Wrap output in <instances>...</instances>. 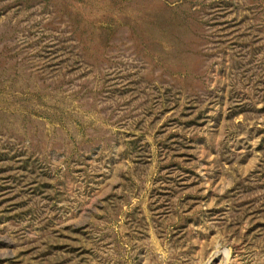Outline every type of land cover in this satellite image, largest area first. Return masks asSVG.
Segmentation results:
<instances>
[{
	"label": "rangeland",
	"instance_id": "374dc122",
	"mask_svg": "<svg viewBox=\"0 0 264 264\" xmlns=\"http://www.w3.org/2000/svg\"><path fill=\"white\" fill-rule=\"evenodd\" d=\"M0 264H264V0H0Z\"/></svg>",
	"mask_w": 264,
	"mask_h": 264
}]
</instances>
